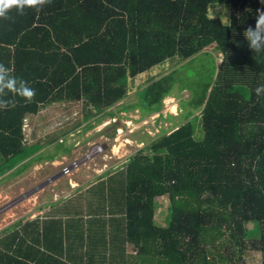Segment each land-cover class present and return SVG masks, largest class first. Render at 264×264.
Wrapping results in <instances>:
<instances>
[{"label": "trees", "instance_id": "1", "mask_svg": "<svg viewBox=\"0 0 264 264\" xmlns=\"http://www.w3.org/2000/svg\"><path fill=\"white\" fill-rule=\"evenodd\" d=\"M214 5L228 6L231 27L213 19ZM257 9H264L261 0H52L39 12L13 11L14 22L0 20V63L36 90L31 102L16 97L15 107L0 109V167L21 154L26 118L42 107L83 101L97 115L127 96L128 80L218 49L216 76L193 103L202 108L203 139L185 123L90 187L87 200L95 207L87 222L71 219L78 228L73 247L84 249V258L238 264V254L254 251L264 264V92H254L264 84V54L243 35L255 28ZM149 83L147 107L159 109L173 85L168 76ZM158 198L168 200L166 226L156 220ZM253 223L258 238L249 232ZM38 226L18 224L2 237L0 261L23 264L21 257L30 256L21 244ZM64 238L71 240L67 231ZM130 245L139 251L129 253Z\"/></svg>", "mask_w": 264, "mask_h": 264}, {"label": "crops", "instance_id": "2", "mask_svg": "<svg viewBox=\"0 0 264 264\" xmlns=\"http://www.w3.org/2000/svg\"><path fill=\"white\" fill-rule=\"evenodd\" d=\"M145 75L132 78L130 82ZM149 84L146 81L143 90ZM130 87L135 90L134 84H130ZM129 88L122 101L97 115H90L86 109L85 114L77 118L76 106L83 104V101H59L42 107L37 115L26 118L23 151L0 167V239L18 224L24 226L32 221L39 222V226L33 230L36 234L31 235L32 240L21 244L28 251L27 256H30L21 257L23 264H105L102 254L87 259L83 257L84 249L73 247V238L78 228H72L76 225L71 219L83 217V223L87 222L89 209L95 205L88 203L86 191L99 180L105 179L114 169L89 173L88 166H82L68 177H61L58 172L61 164L80 156L90 144L100 143L109 148L111 136L116 135L120 127L123 132L126 131L125 123L131 119L125 117L126 113L136 111L137 108L136 105L126 104L131 92ZM137 91L135 93L139 95ZM162 105L154 110L143 109L141 105V109L153 115L159 112V117H164V110L170 106ZM87 122L91 123L86 128ZM146 132L152 136V130ZM162 132L171 133L167 129ZM15 158L18 159L12 161ZM50 177L54 178L52 183L47 180ZM52 221H62L63 224L60 227L59 223L50 224ZM66 231L71 240L64 238L60 242L61 232ZM46 233L49 237L47 242ZM42 253H48L52 258L46 259ZM0 264H10V261H0Z\"/></svg>", "mask_w": 264, "mask_h": 264}, {"label": "rangeland", "instance_id": "3", "mask_svg": "<svg viewBox=\"0 0 264 264\" xmlns=\"http://www.w3.org/2000/svg\"><path fill=\"white\" fill-rule=\"evenodd\" d=\"M225 7H227L229 11L228 6ZM210 15L212 17L214 15L213 7L210 9ZM219 15L220 14L217 13L216 19L220 20ZM205 51L206 52L198 54L190 61L183 62L179 65H174L172 61H167L166 63L145 73V76L134 82H130V80H128V88L130 87V84H134L133 89L135 90H132L131 87L129 88V90L131 89V92H129L130 95L126 99V104H130L132 106L136 105V111L131 110L132 112L129 111L126 113L125 117L131 118L125 123V126L127 127L126 131L123 132L120 127V131H118L116 135L113 134L109 139V148L105 145L106 149L103 154L84 165L88 166L89 173H93L96 170L107 171L114 169L113 171H116L117 169L115 168L126 164L128 159L134 156L140 148L143 149L149 145L152 140L158 136L160 137L164 135V132L162 131L167 129L168 132H173L179 126L188 122H191L194 127L195 139L198 141L203 139V129L201 119L199 117V111L202 108L195 109L193 103L200 98L206 84L212 78H215L218 63L220 61V55L217 48L210 46ZM164 76H168V81L173 85V89L170 94L162 101L163 104H168L170 107L164 110V117H159V112L154 113V115L151 113H145L143 109L148 108L147 105L149 100L144 96V83L146 81L159 80ZM136 90H139L137 91L139 95L135 93ZM141 105H143V109H141ZM85 111L86 108L84 103L77 105V118L85 114ZM130 113L132 116H129L131 115ZM90 123L91 122H87L86 128L90 125ZM129 128L130 132L128 131ZM24 130H26V128H24ZM146 130H152V136H149ZM129 133L132 134L129 135ZM17 159L18 158L12 159V161H16ZM53 179L54 178H52L51 183L54 181ZM157 201L158 207L156 220L158 223L166 226L168 200L166 198H158ZM249 232L252 236L258 238V225L255 223H253V226L250 225ZM128 247L129 252L131 253L136 254L137 251H139L137 246ZM222 252L224 254L226 253L224 249H222ZM261 261L262 254L254 251H246L243 252V254H238L234 260V262L238 264H261Z\"/></svg>", "mask_w": 264, "mask_h": 264}, {"label": "clouds", "instance_id": "4", "mask_svg": "<svg viewBox=\"0 0 264 264\" xmlns=\"http://www.w3.org/2000/svg\"><path fill=\"white\" fill-rule=\"evenodd\" d=\"M52 0H0V20L13 21L14 17L10 15L13 11L19 15H24L26 9H35L39 12L45 5L51 4ZM264 3V0H261ZM213 19L219 13V18L224 26L231 27L230 14L225 6H213ZM248 47L255 54H264V9L256 10L255 28L249 26L243 33ZM255 95L259 96L264 92V84L258 85L254 89ZM11 94V95H9ZM5 95L10 99L5 100ZM36 96V90L31 87L28 81L19 78L6 71L4 64L0 63V109H9L15 107L16 97H21L24 100L31 102ZM24 130V126H23Z\"/></svg>", "mask_w": 264, "mask_h": 264}, {"label": "built area", "instance_id": "5", "mask_svg": "<svg viewBox=\"0 0 264 264\" xmlns=\"http://www.w3.org/2000/svg\"><path fill=\"white\" fill-rule=\"evenodd\" d=\"M26 126L24 125V128ZM106 147L100 143H92L88 146L84 153H82L79 157L63 163L58 174L61 177L71 176L73 173L77 172L82 166L88 164L93 161L96 157L103 154ZM49 183H51L52 178L47 179Z\"/></svg>", "mask_w": 264, "mask_h": 264}]
</instances>
